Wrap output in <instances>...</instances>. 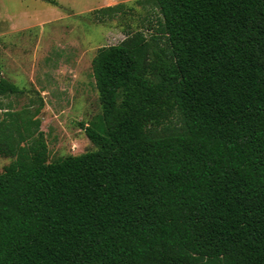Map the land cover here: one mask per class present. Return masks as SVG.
Returning <instances> with one entry per match:
<instances>
[{
    "label": "trees",
    "instance_id": "16d2710c",
    "mask_svg": "<svg viewBox=\"0 0 264 264\" xmlns=\"http://www.w3.org/2000/svg\"><path fill=\"white\" fill-rule=\"evenodd\" d=\"M134 3L149 33L91 59L94 150L48 162L41 99L0 102V264H264V0Z\"/></svg>",
    "mask_w": 264,
    "mask_h": 264
},
{
    "label": "rangeland",
    "instance_id": "374dc122",
    "mask_svg": "<svg viewBox=\"0 0 264 264\" xmlns=\"http://www.w3.org/2000/svg\"><path fill=\"white\" fill-rule=\"evenodd\" d=\"M53 1L0 0V73L24 90L0 102L19 110L35 108L41 99L39 129L48 162L95 149L78 125L101 114L91 59L98 48L118 44L129 33L148 34L151 18L135 0ZM117 3L132 11L102 23L92 19L91 10ZM11 160L0 156V173Z\"/></svg>",
    "mask_w": 264,
    "mask_h": 264
},
{
    "label": "crops",
    "instance_id": "0c3cea01",
    "mask_svg": "<svg viewBox=\"0 0 264 264\" xmlns=\"http://www.w3.org/2000/svg\"><path fill=\"white\" fill-rule=\"evenodd\" d=\"M106 6H108V5H106Z\"/></svg>",
    "mask_w": 264,
    "mask_h": 264
}]
</instances>
